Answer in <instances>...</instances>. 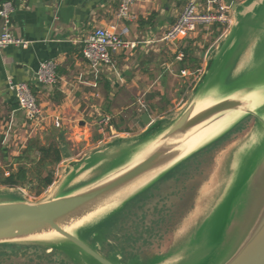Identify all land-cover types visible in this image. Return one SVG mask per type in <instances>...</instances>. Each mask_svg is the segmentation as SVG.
<instances>
[{"label": "water", "instance_id": "obj_1", "mask_svg": "<svg viewBox=\"0 0 264 264\" xmlns=\"http://www.w3.org/2000/svg\"><path fill=\"white\" fill-rule=\"evenodd\" d=\"M224 1L226 6L231 10L232 22L227 32L224 34V38L221 39L216 46L215 50L217 52H213L212 58L207 62L205 69L195 82L194 87L196 88V96L198 97L190 108H188L177 121L167 125L162 120L152 121L146 113H143L140 116V121L146 127V130L134 136L133 138L135 139L131 144H128L127 147L122 145L118 146V143L105 147L100 146V149L97 148L98 150L96 149L94 153L85 157L79 161V163H76L74 168L69 170L67 176L64 177L60 183L57 184L55 181L51 184V193L48 199L36 203H27L19 199L7 198V200H3L6 199V197L0 198V245L13 244L45 249L46 255L50 254L51 256L49 259L53 261L56 260V264L59 263V258L66 262L77 264L73 260L74 258H70L67 252L62 250L64 247L73 250L69 253L72 252L79 257L85 258L92 262V264H130V260H132L130 258H127V260H114L112 258V256H114L113 254L108 253V256H104L100 248L95 249L89 236L81 235L80 231H83L81 229L84 227L81 226L78 229L74 227L77 230L76 233L73 234L71 229L66 231L63 228L64 225L71 226L74 222L82 220L81 224L86 222V226L90 228L89 230L96 228L97 232H104L103 234H105L106 237L103 239V244L108 246L113 244L114 241L111 239L109 228H111L112 222L118 215L123 214L126 216V212H128L127 208L130 207L129 204L134 199L140 198L148 189L159 182L163 176L194 154L205 150L210 145L229 136L225 141L219 143L217 148L208 152L204 156V160L202 158L203 161H200L201 165L196 171V174L198 173L196 176L199 177V171H203L205 165L204 161H207V157H210L212 160L211 169L217 154L224 151V148L227 146L225 144L232 142L230 139L233 136L243 132L242 121L248 118L253 119L259 127V132H257L255 137L252 136V143L246 147L243 152L232 155L228 165L226 164L225 169L227 171V178H225L226 180L222 185L223 189L219 192L217 203L212 207L211 211H209V213H203L204 215L201 217L202 220L197 222L195 229L190 231L186 236L180 237L179 241L173 243L172 247L170 246L171 248L169 247L170 249L168 248L165 252L159 254L146 253L139 257V260L136 258L138 263L135 264H179L199 246V243L195 241L197 235L211 219L217 204L226 196L228 191L233 188L240 165L243 164L245 160H248L250 155L252 156V153L256 152V149L261 148L264 142V83H260L258 86H237L236 84L238 80L237 75L244 73V70L240 73H236L238 64H241V62L242 64L246 63L247 60L245 61L243 58L247 59L248 57L252 58V62L255 61V53H250L249 49L250 51L251 49L256 51L262 42L260 38L264 37V31L261 32L264 27V13L261 14L257 11L261 7H263L264 10V0H245L242 3L234 2V0ZM254 36L256 38L259 36L258 43L256 42L255 45L253 44L255 42ZM229 37V44L227 45V43H225V45H222L221 43L229 39ZM240 37L248 39L246 52L243 53L242 51L234 67L228 68L227 73L223 74L220 69L231 59L229 53L232 51L234 43L241 41ZM222 49H226L224 55L222 57L217 56ZM250 64L252 65V63ZM243 66L244 69L245 67L249 69V65ZM232 81L235 82L236 85L230 87L229 91L218 92L217 89H219L221 83L231 84ZM200 100H206L210 102L211 105L192 117L191 114L195 107V103ZM247 101H251L254 104L253 107L248 108L250 104L247 103ZM237 112H243V115L239 117L237 115V119L232 121L229 125L219 127L218 132L213 137L187 155L179 158L177 157L178 154L170 148L158 149L145 157L137 165L118 175L138 154L143 152L159 138L163 139L176 133H182L202 122H209L212 117L221 113L232 114ZM84 124L85 123L81 121L78 126L83 127ZM151 129L153 130L151 131ZM237 129L239 130L235 132L234 130ZM113 132L115 131L113 130ZM122 151H128L130 153L128 161L106 175L97 176V171L107 160V157ZM254 169L255 170L246 179V184H248V190L250 191L246 198L248 202H244L238 212L234 213V221L232 223V227L234 228V243L232 252L220 264H264V159H262ZM87 170H93V172H95V178L91 182L68 188L72 186L70 183L78 173ZM150 171H154L153 175L143 185L123 197L118 203L105 212L87 217L89 214L96 211L93 210L97 202L107 199L110 195ZM202 182L204 183L205 181ZM200 184L197 183V186ZM197 193L195 191V195ZM148 204H150V202L143 205L146 207ZM143 205L141 204L139 206ZM139 206L133 208L132 211H135ZM190 208L189 206L185 212H182L186 215L184 214L185 216L181 217L179 224L170 230H167V226L169 224L168 222L171 221V215L168 217L164 216V225L162 229L170 234H179V232H183V229H181L182 225L187 220L189 221L191 216L200 214L191 213L192 209ZM169 213L174 212H172L171 209ZM97 216L99 217L94 223L93 220ZM84 218H87V220ZM81 224H79V226ZM50 231L55 232L57 235L46 241L31 238L32 236L48 233ZM54 239H57V243H52L51 240ZM26 241L33 243H22ZM56 252L60 257L56 258ZM139 261L141 263H139ZM37 263L38 260H34V264Z\"/></svg>", "mask_w": 264, "mask_h": 264}, {"label": "crops", "instance_id": "obj_2", "mask_svg": "<svg viewBox=\"0 0 264 264\" xmlns=\"http://www.w3.org/2000/svg\"><path fill=\"white\" fill-rule=\"evenodd\" d=\"M187 1L138 0L131 9V18L119 20L116 12L120 0H0V6L4 2L12 5L9 24L12 35L27 42L25 48L8 46L0 52V169L4 176L13 169L12 158L21 152L12 148L14 136L11 131L19 127L23 131L26 126L25 116L17 108L9 82L28 85L48 116L45 126L34 136L41 137L55 131L49 117L57 115L61 118L60 130H66L63 136L66 141L60 143L61 149L67 143L73 146L85 143V151L90 147V125L85 122L81 131H76L75 124L83 120L80 112L87 107L110 105L111 110L104 115L111 117L136 107V113L133 112L130 118L131 126L135 128L141 123L140 108L144 105V96L151 91L162 93L164 89L160 78L154 79L152 74L170 73L174 65H180L179 75L187 86H190L189 82L195 84L203 68L200 66L195 74L197 65L190 69L182 66L181 50L184 49V41L196 33L174 45L161 40ZM199 2L204 10L211 8V0ZM1 27L0 19V31ZM99 28L113 31L133 45L130 51L113 55L112 64L108 67L90 66L81 53L84 40ZM214 28L218 30L217 26ZM48 60L57 64L58 83L54 87L41 86L36 79L40 63ZM182 72L186 75L183 76ZM100 120L92 121L97 134L92 148L112 142L120 136L119 133L129 136L140 131L139 135L146 130L144 126L143 130L130 128V132L116 133L112 123L103 127L99 125ZM70 156L63 154L60 163L64 159L68 163Z\"/></svg>", "mask_w": 264, "mask_h": 264}, {"label": "rangeland", "instance_id": "obj_3", "mask_svg": "<svg viewBox=\"0 0 264 264\" xmlns=\"http://www.w3.org/2000/svg\"><path fill=\"white\" fill-rule=\"evenodd\" d=\"M240 1L242 0H236V2L238 3ZM257 11H259L261 14L264 13L263 7L259 8ZM260 27L262 28L261 25ZM263 31L264 27L261 32ZM226 32L225 29L216 30L214 27H208L198 29L195 32L196 34L194 33L195 35L193 36L189 35L191 39L187 38V40L184 41V48H188L191 50V52L189 53V58L193 59V62L185 61L183 62L184 65L182 66L190 69L191 67L197 65L202 66V70H204L207 62L212 58L213 52H217L215 48L219 44L220 40L224 38V34ZM258 37L256 38L254 36V45L256 42L258 43ZM240 39L241 41H237L234 43L232 51L229 53L231 59L228 60L225 65H223L222 69H220L223 74L227 73L228 68L234 67L235 62L242 51L243 53L246 52L248 39H244L242 37H240ZM260 39L262 42L260 44V47L258 46L256 51H254L253 49H251L250 51L249 49L250 53H255V61L252 62V58L249 57L247 59L243 58V60H247V62L244 64H242V62L241 64L239 63L238 67L236 68V73H240L242 70H244L243 74L237 75V86H258L260 83H264V37ZM229 41L230 37L229 39L223 41L221 44L225 45V43H227L228 45ZM225 51L226 49H222L217 54V56L222 57ZM168 59L171 60L170 57ZM250 63H252V65ZM243 65H249V69H246V67L244 69ZM179 70L180 65H174L170 73L166 72L152 74V77L154 79L156 77L160 78V81L163 82L164 89H162V93L157 94L156 92L151 91L148 95L144 96V105L140 108V112L142 114L148 113L150 118H152L154 121L162 120L167 125L177 121V119L188 108H190L192 103L198 97L196 96L197 92L196 88L194 87L195 84L189 82L188 84H190V86H187L186 81L180 77ZM236 84L233 81L231 84L221 83V86L217 90L219 93L227 92L230 90V87H233V85ZM247 103L250 104L248 108H251L254 105L251 101H247ZM87 108L88 109L80 112V114L82 119L84 120H82V122H86L90 125V147L89 149H87V151H85L86 149H83L85 148V143L74 144V146L71 143L65 144L66 147L62 149L63 154H65L66 156L71 154L72 157L70 156V158H68V163H66V160L64 159L63 163H59L54 166V168H51V170H53V180H56L57 184L67 176L69 170L74 168V165H76V163H79V161L91 155L97 149L91 147L92 141L97 138V134L95 132L96 126H94V122L92 121L95 119H99L106 113H109L111 109L110 105H103L102 107L98 106V108H95L96 111L93 107ZM133 112L136 113V107L127 108L121 111V115L115 114V116H113L115 119L113 118L112 120L117 126L116 133H119L120 131L130 132V128H132V130L134 129L135 131L138 128H141V130L145 128L141 123L135 128L131 126L132 121H130V118ZM233 115H238L239 117L240 115H243V112L232 114L221 113L212 117L209 122H211L212 124H216L217 127H222L228 121H230ZM242 124L243 132H240L237 135L233 136L230 139L232 142L225 144L227 146L224 148V151H222L220 154H217L214 160L213 167L211 169L210 167L212 164V160L210 157H207V161H204L205 165L203 171H199V177L196 176L198 174L197 173L195 175H190L185 179L184 182L187 192L180 197V200H178V194L180 193V191L184 190L185 187H170L172 183H168L167 185L160 186L159 191H157L160 195L157 197V199L152 200L151 203L146 207L143 205L139 206L135 211L128 210V212H126L129 214L128 216L123 217V237H121L119 243L120 247L124 250L123 253H125V256H131L134 258V260L133 258L132 260H130V264L138 263L137 259L139 260V257L145 255L146 253L159 254L165 252L170 246L172 247L173 243L179 241L180 237H184V235L186 236L190 231H193V229H195V225L197 224V222L199 220H202L201 217L202 215H204L203 213H209V211H211L212 207L217 203V198L220 194L219 192L223 189L222 185L226 180L225 178H227V171L225 169L226 164L228 165V162L230 161L232 155L243 152L245 148L252 143V136L255 137L257 132H259V127L253 119H245L242 121ZM75 126L76 131H81L82 127H79L78 124H75ZM24 130L22 131V129L19 127L18 129H14L13 131H11L12 135L14 136L12 140V148L19 150V152L22 151L21 147L25 148L28 145L27 141L31 139L38 138L41 145L49 144L55 141L56 144H60L65 140L63 136L64 133H66V130H52L47 134H43L41 137L34 136L35 134L32 132L30 133L26 128ZM19 132L20 134H18ZM138 132L140 131L130 134L129 136H127V134L121 135L119 133L120 136L118 138H116L112 142L110 141V143L102 145L101 147L114 145L116 143H118V146L122 145L124 147H127L128 144H131V142H133V140L135 139L133 138V135H137ZM59 133L63 137V140L61 142L57 141ZM262 145L263 146L261 148L256 149L255 153H252V156L250 155V158L248 160H245V162L240 165L238 175L236 177L234 175L236 182L233 188L230 189L226 196L223 197L217 204V207L214 214L211 216V219L197 235L195 241L199 243V246L179 264H220L231 254L234 243V228L232 227V223L234 221L233 218L235 215L234 213L238 212L239 208L244 204V202H248L246 198L250 191L248 190L246 179L255 170L254 168L257 166V164L262 161V159H264V142ZM29 157L30 160L24 159L18 162L17 160L15 161L14 158H12L11 168H13V170L18 166V164H22L26 165L29 171L27 173V178L23 182V184L17 187L0 188V198L6 197V199L3 200H7L8 198L23 200L27 203H36L48 199L51 193L50 187L41 190L38 193V180L33 175L35 162H31L36 158L35 153L29 154ZM129 158L130 153L128 151H122L118 152L117 154L109 155L107 157V160L97 171V176L100 177L114 171L115 169L122 166L126 161H128ZM202 158L204 160V157H201V159ZM43 175H45V172H43ZM94 178L95 172H93V170H87L82 173H78L70 183V185L72 186L68 188L78 186L83 183H89ZM202 181L205 182L203 183ZM197 183L201 184L197 186ZM156 188L158 189V187ZM153 190H155V188ZM195 191L196 193L198 192L196 195ZM174 205H177L172 209V212L174 213H169L170 207ZM189 206L191 207L190 209L193 210H191V213L200 214L191 216L189 221L187 220L182 225L181 229H183V232H179V234H170L166 230L162 229L164 225V216L168 217L169 215H171V221L168 222L169 224L167 226V230H170L171 228L173 229L179 224L181 217L186 215L182 212H185ZM129 216L132 217L130 218ZM98 217L99 216H97L93 220L94 223L98 219ZM78 226L79 225L75 227H77V229L81 226L84 227L81 229L83 231H80L81 235H88L94 248L99 249L101 247V244L104 243L103 239H105L106 237V235L103 234L104 232H97L96 228L89 230L90 228L86 226V222L84 224H81L79 227ZM77 229L72 228V233H76ZM111 239L116 240V238L112 237ZM51 241L52 243H57V239ZM22 243L31 244L33 242L26 241ZM100 249H102V247ZM62 250L67 252V255L70 258H74L73 260L77 264H92V262L85 258L79 257L72 252L69 253L70 251H73L69 248L64 247ZM101 252L104 253V250H101ZM40 255L41 253L39 251H37L33 247L27 246L26 248L21 250L20 255L10 256L11 258L9 259V264H34V260H38L37 264H56V260L53 261L47 257H43L42 255L40 257ZM119 256L120 254L118 253L112 256V258L114 260L124 259L122 256ZM139 263L141 262L139 261Z\"/></svg>", "mask_w": 264, "mask_h": 264}, {"label": "built area", "instance_id": "obj_4", "mask_svg": "<svg viewBox=\"0 0 264 264\" xmlns=\"http://www.w3.org/2000/svg\"><path fill=\"white\" fill-rule=\"evenodd\" d=\"M138 0H120L116 18L128 20L131 18V9ZM12 5L4 2L0 6V19L2 27L0 31V52L8 46L25 48L27 42L12 35L10 31V14ZM231 24V10L226 6L224 0H211V8L204 10L199 0H188L181 13L174 23L162 36V41L169 45L189 35L194 34L198 29L219 26L225 32ZM133 48V45L121 38V36L107 29H95L83 42L81 50L83 59L92 67H108L112 64V56L119 53H126ZM185 76L186 73L182 72ZM36 79L39 85L54 87L58 83L57 64L48 60L40 63ZM9 88L14 93L17 108L25 116V128L31 133L41 130L46 123L48 116L37 103L28 85L24 83L9 82ZM50 124L60 129L62 127L59 116H51ZM113 117L104 115L99 125L108 127ZM29 134V133H28Z\"/></svg>", "mask_w": 264, "mask_h": 264}, {"label": "trees", "instance_id": "obj_5", "mask_svg": "<svg viewBox=\"0 0 264 264\" xmlns=\"http://www.w3.org/2000/svg\"><path fill=\"white\" fill-rule=\"evenodd\" d=\"M217 27H218V29H221V27H219V26H217ZM181 51L183 54L182 63L185 61L186 62L187 61L193 62V59L189 58V56H190L189 53L191 52L190 49L184 48ZM196 67H197V69L194 72L195 74L198 73V70L200 69V66H196ZM111 123L115 127H117L114 124L113 120L111 121ZM152 130L153 129H151V131ZM238 130L239 129L234 130V131L237 132ZM231 133H233V132H231ZM228 137L227 136L224 137L221 141L210 145L205 150L194 154L189 159L182 162L175 169H173L172 171L167 173L165 176H163L159 182H157L152 188L148 189L140 198L134 199L129 204L130 207L128 208V210L131 211L133 208H135L141 204L146 205L149 202L151 203L152 200L157 199V197L160 195L159 192H157V191H159L160 186H162V185L164 186V185H167L168 183H172V185H170V187H173V186H175V187L182 186V188L185 187V182H184L185 179L187 177H189L190 175L196 174V171L198 170V168L201 164L200 163V161L202 160L201 157H204L208 152L217 148L219 143H222ZM62 140H63L62 136L59 134L57 141L60 142ZM55 142L41 145L38 138L31 139V140L27 141L28 145L20 152V154L17 157H13L15 161L17 160V162L20 160L22 161L24 159L30 160L29 154L35 153L36 158H35V160H33L31 162H35V166L33 169V173H34L33 175L38 180V193L41 190L48 188L52 184V182H53V170H51V168H54V166L59 164L61 159H62L63 152H62V149L60 147L61 144H59V143L56 144ZM28 171H29V169L26 167V165L18 164L16 169L8 170V176H4V173L0 169V186L11 188V187H17V186L23 184V182L27 178ZM43 172H45V175H43ZM156 187H158V189ZM154 188H155V190H153ZM186 192H187V190L185 187L184 190L180 191V193L178 194V200H180V197L183 194H185ZM176 206L177 205L170 207L169 210L171 211V209L175 208ZM168 212H166V213H168ZM128 214L129 213H126V216H128ZM123 217H124L123 214L118 215L114 219V221L112 222L111 228H109L110 229V236L111 237L114 236L113 238H116V240H113L114 243L109 245V246L105 245V244H101V247H102L101 250H104V253L103 252H101V253L104 256H108V253L113 254V255H116L119 253L120 255H122L124 260L127 258H130V259L133 258L131 256H125V253H123L124 250H123V248L120 247V243H119L121 237H123V235H122L123 234L122 233ZM129 217L131 218L132 216H129ZM128 227H130V226H128ZM24 248H26V246H18V245H13V244L0 245V264H9L10 263L9 259L11 258L10 256L20 255L21 250ZM33 248L36 249L37 251H39L43 257L46 256L47 258H50L51 255L50 254L46 255L45 249H41V248H37V247H33ZM41 255H40V257H41ZM57 257H60V256L56 252V258ZM17 259H19V258H17ZM59 260L60 261L58 264H72L71 262H66L60 258H59Z\"/></svg>", "mask_w": 264, "mask_h": 264}, {"label": "bare ground", "instance_id": "obj_6", "mask_svg": "<svg viewBox=\"0 0 264 264\" xmlns=\"http://www.w3.org/2000/svg\"><path fill=\"white\" fill-rule=\"evenodd\" d=\"M232 22V21H231ZM211 105L210 102L206 100H200L195 103V107L192 111L191 116H195L202 112L204 109L208 108ZM237 118V115H233L225 125L222 127H225L229 125L232 121H234ZM218 128L216 124H212L210 122H202L199 125H196L182 133H176L172 136L166 137V138H159L156 142L151 144L149 147H147L143 152L138 154L124 169L121 170V172L118 174L120 175L123 171H126L127 169H130L131 167L137 165L140 163L145 157L153 153L154 151L158 149H165L170 148L172 151H174L176 154H178L177 157L181 158L188 153L195 150L197 147L201 146L204 142L209 140L211 137H213L217 132ZM154 171H150L148 173H145L144 175L140 176L136 180L132 181L128 185L124 186L114 194L110 195L105 200H102L100 202H97L95 204L94 210L95 212L89 214L87 217H92L91 215L95 216L99 213L105 212L112 206H114L116 203H118L123 197L126 195L132 193L134 190H136L138 187L143 185L152 175ZM87 220V218H84ZM82 223V220H78L74 222L71 226L64 225V229L66 231H69L70 229L74 228L75 226ZM57 234L53 231H50L48 233H42L39 235L32 236V239L36 240H48L53 236H56ZM30 238V239H31Z\"/></svg>", "mask_w": 264, "mask_h": 264}]
</instances>
